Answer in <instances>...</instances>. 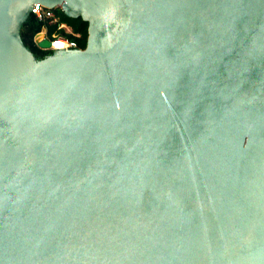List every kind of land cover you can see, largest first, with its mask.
Returning a JSON list of instances; mask_svg holds the SVG:
<instances>
[{"label":"water","instance_id":"1","mask_svg":"<svg viewBox=\"0 0 264 264\" xmlns=\"http://www.w3.org/2000/svg\"><path fill=\"white\" fill-rule=\"evenodd\" d=\"M0 264H264V0H0Z\"/></svg>","mask_w":264,"mask_h":264},{"label":"trees","instance_id":"2","mask_svg":"<svg viewBox=\"0 0 264 264\" xmlns=\"http://www.w3.org/2000/svg\"><path fill=\"white\" fill-rule=\"evenodd\" d=\"M56 15L60 24H64L70 28V32L66 29L57 30L56 26L48 27L50 35L57 33L70 40L76 41L80 49H85L88 39V22H85L82 18H70L64 14L60 8L55 9ZM45 28L44 23L39 22L38 19L31 14L26 23L21 28V38L26 47L34 54V56L41 60L50 55L52 51H44L37 47L34 42L36 34L40 33Z\"/></svg>","mask_w":264,"mask_h":264},{"label":"built area","instance_id":"3","mask_svg":"<svg viewBox=\"0 0 264 264\" xmlns=\"http://www.w3.org/2000/svg\"><path fill=\"white\" fill-rule=\"evenodd\" d=\"M56 8L46 7L42 4H35L31 10V14H33L39 22L44 23L46 32H44V36L42 40H50L51 46L46 49H41L44 51H57V50H72V49H80L76 41L70 40L64 36L58 35L57 33L50 35L48 32V27L56 26L57 30L66 29L67 26L59 23V19L55 12ZM42 32V31H41Z\"/></svg>","mask_w":264,"mask_h":264},{"label":"rangeland","instance_id":"4","mask_svg":"<svg viewBox=\"0 0 264 264\" xmlns=\"http://www.w3.org/2000/svg\"><path fill=\"white\" fill-rule=\"evenodd\" d=\"M68 32H70V29H67Z\"/></svg>","mask_w":264,"mask_h":264},{"label":"crops","instance_id":"5","mask_svg":"<svg viewBox=\"0 0 264 264\" xmlns=\"http://www.w3.org/2000/svg\"><path fill=\"white\" fill-rule=\"evenodd\" d=\"M67 29H70L69 27H67Z\"/></svg>","mask_w":264,"mask_h":264}]
</instances>
